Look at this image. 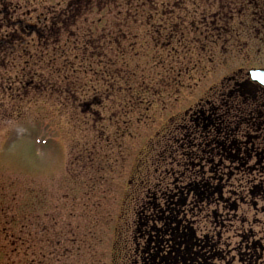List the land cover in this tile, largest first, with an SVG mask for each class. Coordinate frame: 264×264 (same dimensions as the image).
<instances>
[{"label": "rangeland", "instance_id": "rangeland-1", "mask_svg": "<svg viewBox=\"0 0 264 264\" xmlns=\"http://www.w3.org/2000/svg\"><path fill=\"white\" fill-rule=\"evenodd\" d=\"M2 1L17 6L15 16L30 32L33 26L49 29L52 22H45V16L53 18L52 13L65 8L69 0ZM103 15L107 16L105 9L86 13L71 30L86 32L92 21ZM6 31L3 28L0 34ZM135 32L141 36L137 38L139 44H151L143 36V28ZM18 33L16 40L20 42L14 58L9 60L11 67L0 69V264H123L134 245L131 241L127 245V240L137 235L143 216V207L127 197L129 191L137 190L132 187L131 172L141 153L157 139V133L171 117L196 106L225 78L240 69L246 73L264 68V36H222L215 38L216 43H209L203 53H178L171 58L154 48L136 47L124 53L123 63L116 61L122 68L117 76L129 80L134 88L129 92L131 97L126 93L124 98L108 96L110 102L103 101L99 106V100L96 106L92 89L97 87V94H107L106 77L96 74L103 65L74 73L80 64L72 58L76 52H71L60 77H74L81 87L68 88L65 95V88L60 95L48 94L40 88L45 85L25 84L32 80L30 74H23L35 64L31 60L33 48H27L35 36L22 39ZM25 50L30 52L28 59ZM115 56L118 57L114 54L113 60ZM40 57L43 62H38L34 70L39 66L36 73L46 79L50 73L45 70L47 58L45 54ZM113 82L115 86L126 84L109 79V84ZM142 83L143 88L150 89L149 94L139 91ZM59 84L63 83L59 80ZM159 84H164L163 90H158ZM136 94L141 95L139 99L133 97ZM141 198L143 202L144 194ZM262 209L263 199L258 200L257 207L241 206L237 214L248 220L241 228L254 229L256 220L264 225ZM33 216L39 217L38 228L26 220H33ZM232 226L227 231L212 228L223 236L224 258L216 264L242 262L234 251L240 245L238 234L242 231L236 230L239 225ZM4 227L13 235L5 234ZM255 227L257 234L264 230ZM207 230L202 225L199 233ZM21 236L33 244L36 256L33 247L27 251L15 240ZM259 237L258 234L256 240Z\"/></svg>", "mask_w": 264, "mask_h": 264}, {"label": "trees", "instance_id": "trees-1", "mask_svg": "<svg viewBox=\"0 0 264 264\" xmlns=\"http://www.w3.org/2000/svg\"><path fill=\"white\" fill-rule=\"evenodd\" d=\"M6 24L11 26L10 20H6ZM56 30L52 23L45 30V36L36 35L30 43L34 53L32 60L35 61L33 68L38 62H43L41 54L47 58H44L45 70L50 73L46 75L45 92L60 95L63 86L75 89L81 87V83L74 77H60L65 71V58L73 53L58 48L61 37ZM7 38L6 46L20 42L10 36ZM66 40L70 43L68 49H72L75 41L68 34ZM81 44L82 48L87 45L84 41ZM118 55L112 65L104 51L91 53L82 50L72 56L73 60L81 62L80 69L92 71L93 65L99 68L103 65L97 75L105 76L106 81L116 78L118 82L126 83L115 86L114 82L109 84L108 81L106 96L97 94L93 88L95 105L99 100V106L103 101L110 102L108 96L124 98L126 93L130 98L129 92L134 91L129 80L117 76L122 68L116 61L124 62V54ZM37 69L40 71L41 68L38 66ZM33 77L38 79L33 80L31 87L41 81L38 74ZM59 80L63 84H59ZM163 85L159 84V91L163 90ZM143 86L142 83L139 91L149 94L150 89ZM134 96L139 99L141 95ZM156 138L143 150L131 172L132 187L137 190L129 191L127 197L143 207V216L140 217L137 235L127 240V245L129 241L134 245L131 256H127L123 264H173L176 260L178 264H184V260L185 264H211V261L224 257L222 233L212 228L227 231L233 224L239 225L236 230L242 231L238 235L243 241L241 247L239 245L234 251L244 258L245 264H255L251 255L255 254L256 221L254 229L251 226L243 229L241 227H245L248 220L237 212L241 206L250 204L257 207L258 200H264V88L246 79L238 84L225 82L215 87L194 110L171 117ZM141 194L146 201L143 199L142 202ZM5 217L11 216L5 214ZM26 220L33 221L38 228V216ZM202 225L208 230L200 234ZM4 230L5 234L14 233L6 227ZM128 232L127 228L125 233ZM15 240L21 242L27 251L33 247L32 253L36 256L31 242L23 240V236ZM140 240L143 242L139 243ZM39 251L42 254V250ZM117 260L119 263L118 256Z\"/></svg>", "mask_w": 264, "mask_h": 264}, {"label": "flooded vegetation", "instance_id": "flooded-vegetation-1", "mask_svg": "<svg viewBox=\"0 0 264 264\" xmlns=\"http://www.w3.org/2000/svg\"><path fill=\"white\" fill-rule=\"evenodd\" d=\"M66 5L65 8L52 13L53 18L50 19L49 14L45 16V22L51 21L53 28L58 29L56 31L60 34L62 49L64 51L71 50V52L78 54L82 50L91 51V53L104 51L107 53L111 65L113 64L115 52L119 56V53L124 54L136 47H142L145 50L154 48L161 55L165 52L171 58L173 54L177 56L178 53H182L184 56H187L191 51L203 53L209 47V43H216L215 38L220 39L222 36H264V0H69ZM25 6H29L27 1ZM101 9H105L107 16L103 15L101 18L93 20L89 30L78 32L77 29L75 33L71 30L78 25L84 14H91L93 11L99 12ZM17 10V6H14L12 2L8 4V2L4 3L0 0V32L3 28L7 29L3 35L0 34V69H2V64H4V67L8 65L11 67V61L9 62V60L14 58L16 52L14 42L10 46H1V44L8 42L7 37L10 36L12 40H15L17 38L16 33L19 31V37L22 39L26 36H45V27L36 28V26H33L30 32L24 29L18 20L20 17L15 16ZM2 11L4 15H2ZM13 18H16V20H13ZM6 20H10L11 26H7ZM140 27L143 28V36L149 38L151 44H139V40L137 42V38L141 36L135 31H139ZM67 34L71 36L72 41L77 42L76 45L75 42L74 45L72 44L74 49H68L70 43L66 42ZM84 36L86 38L81 40L80 38ZM82 41L87 43L84 48H82ZM28 44L30 46H27V48L32 47L31 43L28 42ZM23 53L25 57L30 56V52L27 50ZM80 65L77 67L78 70L75 69V73L82 70L79 68ZM33 71L34 68L32 67L23 74L24 77L32 74L30 75L32 80L25 82L27 86L32 85L33 80L38 79L33 77L34 74H37L36 71ZM38 76L41 78L38 84L45 85V76ZM243 79L253 84L248 76L242 75L241 71L226 78L222 84L225 82L238 84ZM63 88L65 89L62 93H66L67 88L65 86ZM94 89L96 90L97 87H94ZM205 99H201L200 102ZM196 106L189 110H194ZM257 212L259 213V211ZM263 212L264 209H262ZM255 223L257 226L264 228V225L260 224L263 223L260 220H256ZM259 233V240L255 238V254L251 257L254 260L253 263L264 264V230ZM242 242H240V247ZM240 257H238V260L242 261L241 264H245L244 258ZM223 258L217 260L220 261ZM178 262L176 260L173 264H178ZM183 262L185 264V260ZM211 264L216 263L211 261Z\"/></svg>", "mask_w": 264, "mask_h": 264}, {"label": "water", "instance_id": "water-1", "mask_svg": "<svg viewBox=\"0 0 264 264\" xmlns=\"http://www.w3.org/2000/svg\"><path fill=\"white\" fill-rule=\"evenodd\" d=\"M249 74L254 82L264 86V69L252 70Z\"/></svg>", "mask_w": 264, "mask_h": 264}]
</instances>
